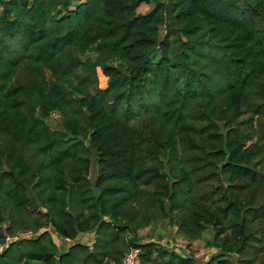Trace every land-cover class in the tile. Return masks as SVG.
Instances as JSON below:
<instances>
[{"label":"trees","instance_id":"1","mask_svg":"<svg viewBox=\"0 0 264 264\" xmlns=\"http://www.w3.org/2000/svg\"><path fill=\"white\" fill-rule=\"evenodd\" d=\"M132 251L264 264V0H0V264Z\"/></svg>","mask_w":264,"mask_h":264},{"label":"rangeland","instance_id":"2","mask_svg":"<svg viewBox=\"0 0 264 264\" xmlns=\"http://www.w3.org/2000/svg\"><path fill=\"white\" fill-rule=\"evenodd\" d=\"M148 9V6L142 5L138 12L144 13ZM97 76V84L98 88L101 90H104L106 88V78L102 75L101 71L97 69L96 71ZM55 121L58 120L56 116H54ZM97 171L96 166L94 163H92L91 169H90V175L89 180L92 183L96 177ZM150 229V228H149ZM149 229L142 230L140 232V236L143 238L144 242L149 241ZM157 232H160L162 234V238L160 242H162L164 245L167 246V248L174 250L180 255H192L200 262L205 261L208 259V257L214 253L212 249H207L204 247L203 243L201 242H193L189 244V247H186L188 244L184 240L178 238L175 236V229L171 228L170 226L166 225L165 223L160 224L157 229ZM52 240L58 245L61 252H64L65 248L70 246L72 243L79 242L81 244H85L86 246H91V242L93 239V234H86L84 236H80L77 241L75 242H66L62 241L60 239H57V237L51 233ZM151 241V240H150Z\"/></svg>","mask_w":264,"mask_h":264},{"label":"built area","instance_id":"3","mask_svg":"<svg viewBox=\"0 0 264 264\" xmlns=\"http://www.w3.org/2000/svg\"><path fill=\"white\" fill-rule=\"evenodd\" d=\"M20 238H30L32 236L31 232H25L23 234H18ZM137 251H132L123 259V264H135V256Z\"/></svg>","mask_w":264,"mask_h":264}]
</instances>
